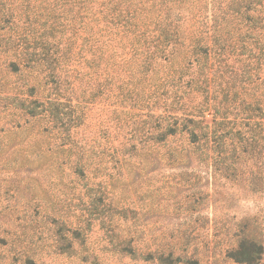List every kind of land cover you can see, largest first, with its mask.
<instances>
[{"label": "rangeland", "instance_id": "rangeland-1", "mask_svg": "<svg viewBox=\"0 0 264 264\" xmlns=\"http://www.w3.org/2000/svg\"><path fill=\"white\" fill-rule=\"evenodd\" d=\"M66 1L62 9L59 4ZM0 2V10L5 5L12 15L8 34L17 37L29 28L39 40L56 41V25L88 21L73 0ZM6 59L0 53V89L6 81L27 79L41 98L44 74L36 69L11 75ZM113 83L112 95L96 102L87 123L76 129L75 139L98 140L105 147L86 155L92 163L89 180L75 174L76 148L70 152V143L63 146L67 151L59 148L68 139L62 140L59 130L50 132L53 123L45 130L48 121L26 123L12 106L6 113L0 106V264H248L228 254L244 234L264 244L263 154L239 164L230 177L195 155L187 166L166 165L150 150L145 157L137 152L142 154L124 159V144L146 137L152 115L165 108L151 97L130 100L126 91L119 92V82ZM233 115L229 119L236 122ZM184 141L177 136L171 145L178 148ZM232 142L237 145L238 139L233 136ZM101 192L102 201L91 196ZM126 245L133 254L119 250ZM257 264H264V254Z\"/></svg>", "mask_w": 264, "mask_h": 264}, {"label": "trees", "instance_id": "trees-1", "mask_svg": "<svg viewBox=\"0 0 264 264\" xmlns=\"http://www.w3.org/2000/svg\"><path fill=\"white\" fill-rule=\"evenodd\" d=\"M73 2L85 9L88 21L73 27L56 25V41L39 40L28 34L29 28L20 37L8 34L12 15L2 5L0 53L7 57V73L23 77L25 71L39 69L47 89L40 98L27 79L21 84L6 81L0 89V106L5 113L12 106L26 123L48 121L45 130L53 123L50 132L59 130L62 140L68 139L59 148L69 143L70 152L76 148L75 174L89 180L92 163L86 155L105 149L98 140L90 143L75 139V134L87 123L95 103L112 95L113 82H119V92L126 91L130 100L145 102L151 97L165 108L152 115L154 126L146 137L135 136L137 142L124 144L122 158L142 154L137 152L145 157L150 150L166 165L187 166L195 155L224 169L227 177L235 176L239 164L257 155L263 154L264 160V0ZM67 4L59 5L63 9ZM135 92L140 97H133ZM232 113L236 122L229 119ZM183 135L184 145L173 147V138ZM260 142L263 146L258 150ZM256 178L264 180V176ZM252 180L257 186L254 175ZM102 194L91 196L102 201ZM119 250L134 253L128 245ZM263 254L264 244L244 234L238 249L228 255L257 264Z\"/></svg>", "mask_w": 264, "mask_h": 264}]
</instances>
